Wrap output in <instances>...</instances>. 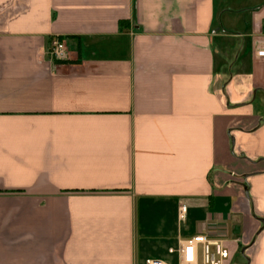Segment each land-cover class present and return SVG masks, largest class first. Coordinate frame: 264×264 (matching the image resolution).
Listing matches in <instances>:
<instances>
[{
	"label": "crops",
	"instance_id": "1",
	"mask_svg": "<svg viewBox=\"0 0 264 264\" xmlns=\"http://www.w3.org/2000/svg\"><path fill=\"white\" fill-rule=\"evenodd\" d=\"M262 48L264 0H0V264H264Z\"/></svg>",
	"mask_w": 264,
	"mask_h": 264
},
{
	"label": "built area",
	"instance_id": "2",
	"mask_svg": "<svg viewBox=\"0 0 264 264\" xmlns=\"http://www.w3.org/2000/svg\"><path fill=\"white\" fill-rule=\"evenodd\" d=\"M51 54L55 58L63 59L67 55L65 43L59 38L51 42ZM257 54L264 57V48ZM186 211V206L181 207V212ZM175 253L174 249L169 250ZM181 264H225L230 257V251L222 238L201 235L183 242L180 247ZM147 264H165L161 260H148Z\"/></svg>",
	"mask_w": 264,
	"mask_h": 264
}]
</instances>
